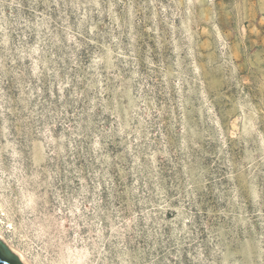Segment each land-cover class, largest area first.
Segmentation results:
<instances>
[{
    "label": "rangeland",
    "instance_id": "obj_1",
    "mask_svg": "<svg viewBox=\"0 0 264 264\" xmlns=\"http://www.w3.org/2000/svg\"><path fill=\"white\" fill-rule=\"evenodd\" d=\"M0 239L264 264V0H0Z\"/></svg>",
    "mask_w": 264,
    "mask_h": 264
},
{
    "label": "water",
    "instance_id": "obj_2",
    "mask_svg": "<svg viewBox=\"0 0 264 264\" xmlns=\"http://www.w3.org/2000/svg\"><path fill=\"white\" fill-rule=\"evenodd\" d=\"M0 264H22L19 256L0 239Z\"/></svg>",
    "mask_w": 264,
    "mask_h": 264
},
{
    "label": "bare ground",
    "instance_id": "obj_3",
    "mask_svg": "<svg viewBox=\"0 0 264 264\" xmlns=\"http://www.w3.org/2000/svg\"><path fill=\"white\" fill-rule=\"evenodd\" d=\"M13 250H14V249H13ZM17 252H18V251H17ZM16 254L19 256V259H20V260H23V259H24V258H23L24 256H22V254H21L20 252H18V253H16ZM23 261H24V260H23Z\"/></svg>",
    "mask_w": 264,
    "mask_h": 264
}]
</instances>
